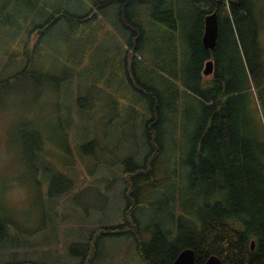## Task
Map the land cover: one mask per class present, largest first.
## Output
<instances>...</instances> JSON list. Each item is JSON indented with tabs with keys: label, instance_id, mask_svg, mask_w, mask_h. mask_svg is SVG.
Segmentation results:
<instances>
[{
	"label": "rangeland",
	"instance_id": "obj_1",
	"mask_svg": "<svg viewBox=\"0 0 264 264\" xmlns=\"http://www.w3.org/2000/svg\"><path fill=\"white\" fill-rule=\"evenodd\" d=\"M101 1L0 0V10L7 7L18 23L58 21L36 55L44 72L30 81L20 80L0 97V212L8 226L0 264L20 260L80 264L82 255L72 252L83 253L84 248L72 244H86L99 226L124 221L125 167L142 164L149 151L142 145L146 127L141 123L149 112L139 104L142 93L136 90L135 74L144 81L150 78L160 89L184 86L174 75H181L192 61L196 10L190 9L175 28L169 15L167 19L156 14L158 6H137L141 32L120 21L121 1L97 9ZM261 3L264 40V0ZM90 7L97 15L82 26L75 24ZM1 30L8 31L6 26ZM38 36L31 34L32 45ZM0 40L5 45L1 34ZM11 70L0 58V74ZM123 94L130 97L124 109L119 105L127 101ZM185 94L188 99L194 95ZM172 124L166 125L173 140L160 156L167 164L174 162L178 149ZM85 144L89 145L83 148ZM56 173L72 178L76 187L52 197ZM142 212V219L148 220L153 210ZM102 244L105 255L93 264H147L137 254L131 234L103 237Z\"/></svg>",
	"mask_w": 264,
	"mask_h": 264
},
{
	"label": "trees",
	"instance_id": "obj_2",
	"mask_svg": "<svg viewBox=\"0 0 264 264\" xmlns=\"http://www.w3.org/2000/svg\"><path fill=\"white\" fill-rule=\"evenodd\" d=\"M117 1H101L97 9ZM119 1L120 21L126 28L130 22L140 31L137 6H158L156 14L167 19L169 15L175 28L190 9L196 10L198 18L190 38L192 61L181 75H174L184 83L175 90L170 86L160 89L150 78L144 81L135 74L136 90L142 93L139 104L149 112L141 120L146 127L142 145L149 151L142 164L125 167L124 221L112 227L99 226L94 239L86 244L73 243V247L84 248L83 253L74 250L73 255H82L80 264H93L105 255L103 237L131 234L137 254L147 264H173L186 247L195 250L197 264L213 254L221 257L222 264H264V40L259 11L263 0ZM92 9L78 16L75 24L82 26L91 15L95 17ZM213 11L220 18L219 37L216 47L207 49L202 42L204 18ZM1 16L5 18L0 19L5 45H0V58L12 70L0 74V97L20 80L30 81L37 72H44L36 55L45 34L58 23L57 19L36 25L18 23L7 7ZM2 26L11 30L10 34L2 32ZM32 33L39 35L33 45ZM90 50L89 44L86 51ZM210 58L214 71L205 76L203 70ZM15 65L21 67L13 70ZM123 67L128 75L126 60ZM186 91L196 99L191 95L188 99ZM123 95L127 101L119 105L124 109L130 97ZM168 122L173 123L178 145L171 164L160 160L163 148L173 140L167 131ZM53 183L52 197L76 187L73 179L62 173H56ZM146 208L153 212L150 219L143 220L141 214ZM7 234V220L0 212V246ZM3 264L49 263L20 260Z\"/></svg>",
	"mask_w": 264,
	"mask_h": 264
},
{
	"label": "water",
	"instance_id": "obj_3",
	"mask_svg": "<svg viewBox=\"0 0 264 264\" xmlns=\"http://www.w3.org/2000/svg\"><path fill=\"white\" fill-rule=\"evenodd\" d=\"M204 32L202 36V42L205 48L213 49L218 43L219 30H220V18L217 11L208 13L205 18ZM204 75L209 76L214 71L213 59H208L205 63ZM255 247V240H252V248ZM173 264H197L196 252L191 247H186L180 251ZM202 264H222V259L218 255H211Z\"/></svg>",
	"mask_w": 264,
	"mask_h": 264
}]
</instances>
